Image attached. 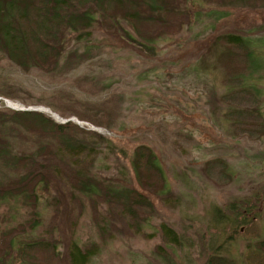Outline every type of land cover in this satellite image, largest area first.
Here are the masks:
<instances>
[{"label":"trees","instance_id":"1","mask_svg":"<svg viewBox=\"0 0 264 264\" xmlns=\"http://www.w3.org/2000/svg\"><path fill=\"white\" fill-rule=\"evenodd\" d=\"M205 1L0 0V52L23 70L67 66L88 57L91 45L87 36L91 28L101 25L133 49L153 55L158 40L165 33L166 37L174 35V29H197V35L214 29V22L224 13L205 8ZM209 1L219 5L252 2ZM257 2L264 5V0ZM256 37L234 32L213 35L205 54L188 67L183 66L176 75L164 71L154 75L159 81L177 76L195 91L206 92L213 113L222 111L235 135L262 140L263 89L257 75L264 70V42L259 45ZM220 70L224 76L221 92L213 76V71ZM122 154L126 152L95 130L73 121L58 123L40 111L13 110L0 102V206L7 205L11 218L0 227V264H90L100 252L96 241L81 243L71 235L67 247L59 249L55 229L65 213L73 232L79 214L76 208L83 211L89 202L100 235L113 226L134 235L142 232V223L149 224L155 213L154 203L143 191L171 205L177 201L151 145L136 144L128 158L133 179L143 191L125 183L129 168L121 162ZM257 158L264 163V153ZM114 162H118L116 175L108 171ZM205 174H217L226 183L232 180L229 164L218 158L205 163ZM39 191L51 195L48 204L53 211L43 235L37 234L45 220ZM246 200L229 204L227 215L221 214L216 223L241 222L240 216L250 205ZM100 204L106 207V214L99 211ZM19 205L30 212L22 222L17 220L22 218ZM160 230L166 243L184 245L182 235L169 224L161 223ZM207 257L209 264H230L214 252Z\"/></svg>","mask_w":264,"mask_h":264},{"label":"rangeland","instance_id":"2","mask_svg":"<svg viewBox=\"0 0 264 264\" xmlns=\"http://www.w3.org/2000/svg\"><path fill=\"white\" fill-rule=\"evenodd\" d=\"M257 1H230L226 5L205 1V8L224 13L214 22V29L199 35L193 28L174 29V35L166 37L165 33L164 39L158 40L153 55L133 49L101 25L91 28L87 36L91 56L67 66L23 70L0 52V96L7 95L20 104L8 106L10 109L43 107L64 120L76 117L83 123L78 126L108 137L126 152L120 156L129 168L125 183L140 191L128 158L136 144L151 145L165 169L170 190L177 196L171 205L143 191L154 203L155 213L149 224L142 223V232L134 235L115 226L100 235L92 206L85 202L83 211L76 208L79 214L73 232L65 212L58 220L55 234L59 249L64 250L73 235L81 243L99 244L100 252L90 264H209L207 256L213 252L230 264H264V163L257 158L264 153V137L235 135L222 111L213 113L206 92L195 91L177 76L164 77L162 82L155 77L163 71L176 75L183 66L201 58L213 35L234 32L257 36L262 45L264 5ZM191 7L198 9L195 4ZM213 76L221 92L222 70L213 71ZM257 76L261 77L258 83L263 89L264 109V70ZM215 158L229 164L230 182L219 181L217 174H205V163ZM117 163L108 170L114 175ZM39 196L45 220L37 234L43 235L53 211L48 204L51 195L39 191ZM243 198L250 205L240 216L241 222L216 223L221 214L227 215L229 204ZM18 208L22 218L17 220L22 222L30 212L22 205ZM98 208L107 213L104 205ZM8 211L7 205L0 206L1 228L11 220ZM163 222L182 235L183 246L166 243L160 230Z\"/></svg>","mask_w":264,"mask_h":264},{"label":"water","instance_id":"3","mask_svg":"<svg viewBox=\"0 0 264 264\" xmlns=\"http://www.w3.org/2000/svg\"><path fill=\"white\" fill-rule=\"evenodd\" d=\"M5 101H9L10 102V100H7V99H5ZM35 110H39L40 111V109L39 108H34ZM50 111V110H49ZM55 115L56 114H54V113H52V116L55 118ZM68 121H74V122H76L78 125H82V122L81 121H79L76 117H72L71 119H69V120H64V119H60V122H68ZM91 129H93V128H91ZM95 129V128H94Z\"/></svg>","mask_w":264,"mask_h":264},{"label":"bare ground","instance_id":"4","mask_svg":"<svg viewBox=\"0 0 264 264\" xmlns=\"http://www.w3.org/2000/svg\"><path fill=\"white\" fill-rule=\"evenodd\" d=\"M16 107H19V105L20 104H18V103H15L14 104ZM39 109H41L43 112H46L47 114H50V115H52V112L51 111H49L48 109H46V108H43V107H38ZM55 119L56 120H58V121H60V117H58L57 115H55Z\"/></svg>","mask_w":264,"mask_h":264}]
</instances>
